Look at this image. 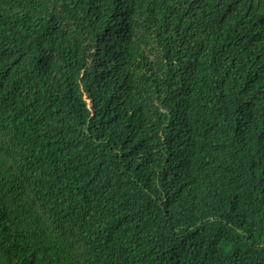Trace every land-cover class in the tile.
Wrapping results in <instances>:
<instances>
[{
	"label": "trees",
	"instance_id": "1",
	"mask_svg": "<svg viewBox=\"0 0 264 264\" xmlns=\"http://www.w3.org/2000/svg\"><path fill=\"white\" fill-rule=\"evenodd\" d=\"M0 264H264V0H0Z\"/></svg>",
	"mask_w": 264,
	"mask_h": 264
}]
</instances>
